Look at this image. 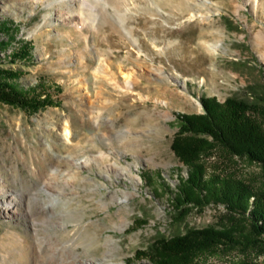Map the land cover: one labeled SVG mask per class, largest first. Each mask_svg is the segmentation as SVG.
I'll use <instances>...</instances> for the list:
<instances>
[{
	"label": "rangeland",
	"instance_id": "1",
	"mask_svg": "<svg viewBox=\"0 0 264 264\" xmlns=\"http://www.w3.org/2000/svg\"><path fill=\"white\" fill-rule=\"evenodd\" d=\"M2 22L15 39L0 68L57 105L0 101V207L15 200L0 213V264H153L161 241L209 227L227 237L192 264H264L251 223L227 205L179 220L190 171L173 149L178 113L264 87V0H0ZM28 44L32 58L12 63ZM202 160L207 176L263 186L264 165L247 156L218 147Z\"/></svg>",
	"mask_w": 264,
	"mask_h": 264
},
{
	"label": "trees",
	"instance_id": "2",
	"mask_svg": "<svg viewBox=\"0 0 264 264\" xmlns=\"http://www.w3.org/2000/svg\"><path fill=\"white\" fill-rule=\"evenodd\" d=\"M0 48L11 45L14 29L9 22L0 23ZM12 63L18 58H32L31 46L16 49ZM19 70L0 68V101L19 106L32 113L57 100L44 86L30 91L18 87ZM247 98L229 97L221 102L217 97H204V114L178 113L179 132L173 149L181 162L189 169L188 178L181 179L179 191L174 198L176 209L184 220L194 206L202 207L210 202L223 203L251 223L254 244L264 251V183L259 189L226 175L207 176L202 157L222 147L231 154L247 156L264 165V87H250ZM227 234L209 227L189 230L171 240H163L154 248L150 258L153 264H192L197 255L212 249Z\"/></svg>",
	"mask_w": 264,
	"mask_h": 264
},
{
	"label": "bare ground",
	"instance_id": "3",
	"mask_svg": "<svg viewBox=\"0 0 264 264\" xmlns=\"http://www.w3.org/2000/svg\"><path fill=\"white\" fill-rule=\"evenodd\" d=\"M96 22H97V19H96ZM96 22H95V24H96ZM124 78L126 79V82L129 85L132 84V75L131 74L124 73ZM64 135L66 136L67 139H70V137L72 136V129L68 123H66L64 126ZM14 202H15V200H13V198L12 199L10 198V200L7 201V205L4 208L0 207V213L1 214L2 213L9 214V212H11L14 208V205H15ZM63 264H71V262H65Z\"/></svg>",
	"mask_w": 264,
	"mask_h": 264
}]
</instances>
